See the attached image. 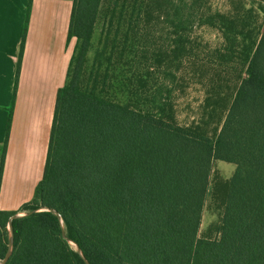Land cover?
Segmentation results:
<instances>
[{
  "label": "trees",
  "instance_id": "trees-1",
  "mask_svg": "<svg viewBox=\"0 0 264 264\" xmlns=\"http://www.w3.org/2000/svg\"><path fill=\"white\" fill-rule=\"evenodd\" d=\"M102 1L74 0L69 41L76 45L57 96L44 176L31 202L19 211L0 210V264L11 237L7 264H264V31L246 52L247 76L238 78L212 136L200 125H180L171 106L150 112L120 100L133 86L127 74L142 19L139 0H114L109 7L104 41L87 74ZM216 161L237 169L215 182L220 238L202 239ZM19 214L26 216L12 220Z\"/></svg>",
  "mask_w": 264,
  "mask_h": 264
},
{
  "label": "rangeland",
  "instance_id": "rangeland-1",
  "mask_svg": "<svg viewBox=\"0 0 264 264\" xmlns=\"http://www.w3.org/2000/svg\"><path fill=\"white\" fill-rule=\"evenodd\" d=\"M139 1L142 19L136 28L133 68L127 74L133 77V86L120 100L150 112L171 106L180 125H200L213 136L224 123L238 78L247 76L246 52L263 34L264 1ZM113 3L102 1L87 74L93 70L96 50L104 41L105 16ZM213 169L200 237L216 240L220 238L223 208L213 199L215 182L232 178L237 167L216 161Z\"/></svg>",
  "mask_w": 264,
  "mask_h": 264
},
{
  "label": "crops",
  "instance_id": "crops-1",
  "mask_svg": "<svg viewBox=\"0 0 264 264\" xmlns=\"http://www.w3.org/2000/svg\"><path fill=\"white\" fill-rule=\"evenodd\" d=\"M30 0H0V148L8 131ZM74 0H33L0 191V210L19 211L42 181L59 90L76 40L69 41Z\"/></svg>",
  "mask_w": 264,
  "mask_h": 264
},
{
  "label": "water",
  "instance_id": "water-1",
  "mask_svg": "<svg viewBox=\"0 0 264 264\" xmlns=\"http://www.w3.org/2000/svg\"><path fill=\"white\" fill-rule=\"evenodd\" d=\"M24 216H26V215H21V214H19V215H16V216H14L13 218H12V220L13 219H16V218H19V217H24ZM11 220V221H12ZM10 230L12 231V223H10ZM75 244V243H74ZM76 245V244H75ZM13 247H14V239H13V237H11V240H10V244H9V251H8V253H7V256H6V259L4 260V263L3 264H7L8 263V261L10 260V257H11V255H12V251H13ZM78 251L81 253V250L78 248Z\"/></svg>",
  "mask_w": 264,
  "mask_h": 264
},
{
  "label": "snow or ice",
  "instance_id": "snow-or-ice-1",
  "mask_svg": "<svg viewBox=\"0 0 264 264\" xmlns=\"http://www.w3.org/2000/svg\"><path fill=\"white\" fill-rule=\"evenodd\" d=\"M0 7H2V6H0Z\"/></svg>",
  "mask_w": 264,
  "mask_h": 264
}]
</instances>
